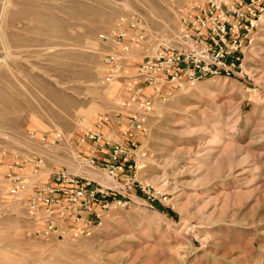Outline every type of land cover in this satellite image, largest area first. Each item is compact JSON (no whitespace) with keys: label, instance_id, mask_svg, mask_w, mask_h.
Segmentation results:
<instances>
[{"label":"rangeland","instance_id":"rangeland-1","mask_svg":"<svg viewBox=\"0 0 264 264\" xmlns=\"http://www.w3.org/2000/svg\"><path fill=\"white\" fill-rule=\"evenodd\" d=\"M195 1L1 0L0 150L42 153L47 164L12 196L4 178L10 157L0 153V264H264V0H256L240 72L205 76L167 99L143 88L155 104L131 152L134 181H113L75 161L84 129L100 113L113 115L128 85H140L138 53L125 61L124 75L106 80L107 47L97 35L135 11L153 46ZM30 130L60 131L63 140L44 148L27 141ZM105 131L119 139V128ZM79 149L103 158L87 144ZM57 167L116 197L92 236L27 233V196Z\"/></svg>","mask_w":264,"mask_h":264},{"label":"built area","instance_id":"built-area-1","mask_svg":"<svg viewBox=\"0 0 264 264\" xmlns=\"http://www.w3.org/2000/svg\"><path fill=\"white\" fill-rule=\"evenodd\" d=\"M255 3L256 0L195 1L180 15L178 28L165 41L156 38L153 46L141 14L131 11L119 15L110 29L97 35L107 47L103 53L105 77L113 82L122 76L125 61L138 53L140 62L135 75L140 85H128L125 95L116 101L115 113H100L84 129L76 143V163L102 169L113 181H134L129 174L137 165L131 160V152L138 147L137 137L147 133L148 117L155 104L151 96L143 94V88L167 99L175 90L191 88L205 76L230 77L240 72L245 39L257 17ZM109 127L119 128L118 140L106 133ZM26 139L52 148L63 140V135L55 131L48 137L30 130ZM83 144L101 152L103 158L99 161L95 155H85L79 149ZM0 153L10 157L4 178L5 192L12 196L25 193L30 176H40L47 164L46 156L38 152L2 149ZM91 182L65 167L50 170L47 181L27 196L26 214L33 223L27 233L45 240L53 235L63 239L92 236L102 225L101 215L113 197L106 187L98 188Z\"/></svg>","mask_w":264,"mask_h":264},{"label":"crops","instance_id":"crops-1","mask_svg":"<svg viewBox=\"0 0 264 264\" xmlns=\"http://www.w3.org/2000/svg\"><path fill=\"white\" fill-rule=\"evenodd\" d=\"M0 5H1V0H0ZM122 75H124V69H123V74ZM135 84V83H134Z\"/></svg>","mask_w":264,"mask_h":264}]
</instances>
